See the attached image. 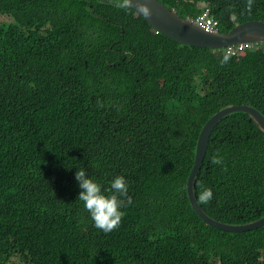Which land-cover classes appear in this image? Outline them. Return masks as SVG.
Wrapping results in <instances>:
<instances>
[{
    "label": "trees",
    "instance_id": "1",
    "mask_svg": "<svg viewBox=\"0 0 264 264\" xmlns=\"http://www.w3.org/2000/svg\"><path fill=\"white\" fill-rule=\"evenodd\" d=\"M125 1L0 0V264H264V226L213 227L187 194L210 116L264 115V42L240 56L181 43ZM160 1L189 18L209 7L221 31L264 21V0ZM77 168L106 189L126 178L111 231L77 199ZM205 186L210 216H264V131L247 112L215 125Z\"/></svg>",
    "mask_w": 264,
    "mask_h": 264
},
{
    "label": "water",
    "instance_id": "2",
    "mask_svg": "<svg viewBox=\"0 0 264 264\" xmlns=\"http://www.w3.org/2000/svg\"><path fill=\"white\" fill-rule=\"evenodd\" d=\"M124 4L146 18L152 26L165 35L185 44L207 48L224 47L245 41L264 42V21L247 20L236 24L228 31H211L188 17H182L176 10L169 9L159 0H126ZM247 112L258 127L264 131V115L254 106L237 104L226 106L214 113L202 126L195 150V159L187 180V193L196 213L209 225L230 232H244L264 226V216L247 223H227L207 214L194 194L195 177L207 152L210 135L215 125L226 115Z\"/></svg>",
    "mask_w": 264,
    "mask_h": 264
},
{
    "label": "clouds",
    "instance_id": "3",
    "mask_svg": "<svg viewBox=\"0 0 264 264\" xmlns=\"http://www.w3.org/2000/svg\"><path fill=\"white\" fill-rule=\"evenodd\" d=\"M207 8L209 9V12H208L209 17L216 20L217 25L214 29H209L206 27H204V28L211 30V31H217V30H219L218 29L219 20L212 16V14L210 12L211 10L209 7H205V9L202 11V13L200 15H202L206 11ZM200 15H198L196 18H190V19L197 22V18ZM197 24H198V22H197ZM236 24H238V23H236ZM198 25H200V24H198ZM156 31L161 32L158 29H156ZM219 31H221V30H219ZM262 42L263 41H257V42L245 41V42H240V43H233L230 45H226L224 47H217V48H211V49H213L215 53H223L224 55H229V56H240V55L244 54L247 50L257 47L258 44L262 43ZM244 43H252L253 46H251L247 49H244V50H239L238 46L241 44H244ZM198 138H199V136H198ZM197 142H198V139H197ZM196 145H197V143H196ZM222 160H223V157L220 155H214L212 157V162L215 164H221ZM75 179H76L78 186L80 188L77 199L83 202V207L87 210L88 215H89L90 219L94 222L95 226L97 228L103 230L104 232L111 231L116 226H118L123 215H124V212L122 210L123 201L120 200L119 197L123 196L127 192L128 186L126 183V178L123 175H116L115 177L112 178V180L110 182V189H106L102 186V184L100 182H98L92 176L88 175L84 168H77V170L75 172ZM195 179H196V177H195ZM194 186H195V182H194ZM194 194H195L198 202L206 203L212 199L213 190L211 187L205 186L199 192L198 196L196 195L195 190H194ZM189 201H190V199H189Z\"/></svg>",
    "mask_w": 264,
    "mask_h": 264
},
{
    "label": "built area",
    "instance_id": "4",
    "mask_svg": "<svg viewBox=\"0 0 264 264\" xmlns=\"http://www.w3.org/2000/svg\"><path fill=\"white\" fill-rule=\"evenodd\" d=\"M208 12H209V9L207 8L206 11L197 18V22L203 27L214 29L217 25V21L209 17ZM251 46H253L252 43H244V44L239 45L238 49L244 50Z\"/></svg>",
    "mask_w": 264,
    "mask_h": 264
},
{
    "label": "rangeland",
    "instance_id": "5",
    "mask_svg": "<svg viewBox=\"0 0 264 264\" xmlns=\"http://www.w3.org/2000/svg\"><path fill=\"white\" fill-rule=\"evenodd\" d=\"M0 19H1V20H4V21H5V20H8V21L11 20L10 17H6V16H4V17L1 16ZM11 264H24V263L21 261L20 258H17V257L14 256V257H12V259H11Z\"/></svg>",
    "mask_w": 264,
    "mask_h": 264
}]
</instances>
